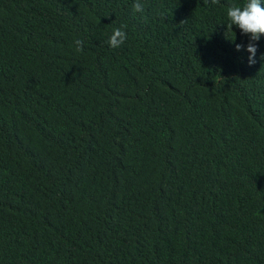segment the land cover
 I'll use <instances>...</instances> for the list:
<instances>
[{
    "label": "trees",
    "instance_id": "1",
    "mask_svg": "<svg viewBox=\"0 0 264 264\" xmlns=\"http://www.w3.org/2000/svg\"><path fill=\"white\" fill-rule=\"evenodd\" d=\"M136 2L0 0V264H264V34Z\"/></svg>",
    "mask_w": 264,
    "mask_h": 264
},
{
    "label": "clouds",
    "instance_id": "2",
    "mask_svg": "<svg viewBox=\"0 0 264 264\" xmlns=\"http://www.w3.org/2000/svg\"><path fill=\"white\" fill-rule=\"evenodd\" d=\"M219 0H211L212 4H217ZM134 11L142 12L143 6L137 0L134 4ZM227 32L233 29V25H236L243 34L249 36V42L246 50L251 54L248 58L249 65L256 63L257 44L261 35L264 34V7L261 5V0H245L243 5L231 4L227 8ZM127 25H121V27L115 28L112 35L109 38V45L112 48L120 47L127 39V33L124 29ZM75 50L77 52L83 51L84 42L81 39L74 41ZM244 48V45L237 44L236 49L240 50ZM261 58L264 59V54H261Z\"/></svg>",
    "mask_w": 264,
    "mask_h": 264
}]
</instances>
